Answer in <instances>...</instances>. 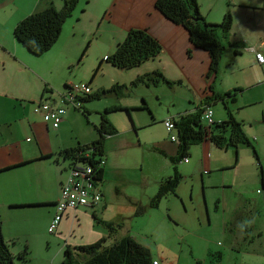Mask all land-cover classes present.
<instances>
[{
    "label": "crops",
    "instance_id": "1",
    "mask_svg": "<svg viewBox=\"0 0 264 264\" xmlns=\"http://www.w3.org/2000/svg\"><path fill=\"white\" fill-rule=\"evenodd\" d=\"M62 2V0H21L20 2L0 0V29L4 30L5 34V36L0 35V220L4 241L12 245L13 249L9 248V250L13 255L20 252L16 249L17 245H22V249L24 247L31 249L40 243L37 241L29 243L31 239L48 233V226L55 212L54 203L59 197L61 184L65 181V176L62 175L65 172V163H69L63 160L59 155L60 152L74 148L78 144H90L89 141L81 143L78 137L73 138L72 134H66L64 128L71 119V107L63 104L60 99L67 85L73 81V78L69 77L71 74L69 68L76 64L77 51L73 45L77 35L86 36L96 26V32L102 43L98 42L100 48L93 50L96 53L95 58H87V66L91 64L95 66L98 62V66H108L118 71L120 70L106 62V58L114 53L129 30H145L155 38L161 45V53L155 59L125 71L135 70L133 79L158 71L170 82L175 83L174 85L185 89L182 100L185 99L188 106L176 111L168 109L163 121L169 118L176 120L181 114L195 112L205 98L212 97L215 93L223 95L240 88L242 91L238 94L241 95L247 91V87L264 79V64L257 63L254 57L255 51L264 55V0H197L200 13L208 23H220L228 8L232 14L229 37L224 41L225 49L214 73H209V54L194 47L189 40L188 32L166 19L155 8V0H87L86 7L81 9V14L72 20L74 12L72 13L65 21L57 42L39 57L30 54L14 37L12 42L9 41L14 27L23 18L49 6L60 10ZM213 9L219 10V13L212 15ZM89 20H94L92 26L88 25L89 30L83 29L87 27L85 23ZM245 54L249 56L242 61ZM79 66L75 72L73 71L74 78ZM227 72L237 77L231 85L222 78L223 74L225 78L227 77ZM82 80L89 86L91 94L102 90L101 87L92 88V79ZM120 82L117 81L115 84H127L126 81ZM129 90L119 98L127 97ZM261 94L262 92L259 96L264 95ZM239 95L236 96L237 107L241 110L249 109L252 105L240 103L243 97L240 98ZM39 102L64 106L66 112L61 123L58 125L45 123L40 114L34 113L33 108ZM142 103L147 107L145 102ZM217 104L221 105L220 111L214 109ZM190 105L192 108L189 107ZM142 106L138 109L146 110ZM210 108L213 111L214 122L227 119L221 102L211 104ZM233 115L243 123V131L255 151L257 150L256 153L262 155L264 115L260 114L258 117L252 112H244L241 115L233 113ZM135 120L147 124V121L141 120L140 117H135ZM251 120L256 124L248 125ZM257 126L259 127L255 128ZM257 132L258 137H252ZM96 139L97 137L94 140ZM148 144L152 147L150 150H154V152L148 150L149 153H154L155 158H159V161L165 165V172L166 168H169L173 174L169 158L177 156V143L163 140ZM199 145L207 149L202 160L196 161L190 170L184 168L179 171L178 167L177 170L182 180L186 179L187 175L191 176L197 172L200 175L198 179L201 182L203 201L201 219L198 218L200 225L203 222L209 232L218 233L220 236L218 229L213 227V220H219L221 217L223 235L229 231L231 239L241 244L242 242L252 244L260 240L264 242V166L260 163L258 154L257 158L254 157L252 148L245 145H239L237 148H218L210 141H203ZM103 151L105 156L104 145ZM103 158L105 166L102 178L99 180L103 196L101 205L103 217L99 220L116 226L126 217H133L132 209L129 210L128 205L123 204L114 207L108 200H104L107 193L103 188L104 177L110 156ZM184 164L188 165L190 162ZM150 169L157 176L162 172L155 166ZM165 172L157 177L158 186L161 180L172 176L171 173ZM183 172L186 175H183ZM190 179L193 182L194 178ZM176 191L175 196H177ZM131 199L137 201V197ZM101 202L102 197L101 201L91 208L78 207L63 214L54 233H57L59 239L65 240L64 246L88 245L108 236L107 229L97 224L94 216L90 217L91 221L89 220L85 229L80 228L78 220L88 215V209H93ZM213 206L214 212L211 210ZM111 209L114 213H111ZM43 212L44 216H42ZM227 219H230V222H227ZM75 222H77L76 226ZM37 226H40V230L35 229ZM98 227L103 230H98ZM232 228L240 233L239 238L235 231L232 232ZM124 236L132 237L118 230L109 237L107 243L110 244ZM218 256L220 258V253Z\"/></svg>",
    "mask_w": 264,
    "mask_h": 264
},
{
    "label": "rangeland",
    "instance_id": "2",
    "mask_svg": "<svg viewBox=\"0 0 264 264\" xmlns=\"http://www.w3.org/2000/svg\"><path fill=\"white\" fill-rule=\"evenodd\" d=\"M20 1L18 0V2ZM86 4L87 0H79L72 20H75L81 14V9L86 7ZM217 13H219V10L213 9L211 14L215 15ZM93 21H87L85 23L87 27L83 29L89 30L88 25L92 26L91 23ZM96 29L95 26L88 35H77L75 38L76 41L73 47L77 51V56L76 64L69 68L71 73L69 77L73 78L70 83L87 84L82 79H87V81L92 79V88L101 87L106 90L110 89L117 81H126L127 84L125 85L130 87V83L134 81L133 74H135V70L125 71L119 69L120 71H118L108 66H98V62L95 66H92V64L87 66V58H95L96 53L93 50L100 48L98 47L100 46L98 42L101 41ZM12 33L13 31L10 35L11 39L8 38L10 42L13 39ZM0 35L5 36L4 30L0 29ZM248 56V54H245L242 61H245ZM78 66L79 69L74 78V72ZM226 76L225 78V74H223L222 78L229 81L230 85L237 78L231 75L230 72H227ZM263 80L247 87V91L238 96L240 98L243 97L240 103L252 106L247 110H241L240 107H237V103L232 104L230 107L235 115L237 113L241 115L244 112H252L258 117L260 114L264 115V95L259 96L260 92L264 94ZM129 89L128 96L122 99L116 98L114 95H107L100 100L85 103L84 108L88 113L87 119L78 110L71 108V119L64 128L66 134H72L73 138L78 137L82 141L81 143L85 141L91 143L97 137L94 127L98 126L100 115H105L115 126L118 133L115 136L106 137L104 140L105 156H110V161L106 167L103 185L107 192L104 200H108L111 206L114 205V207L122 204L129 205L133 197H137V201L139 200L141 204L146 205L149 199L155 195L158 188L157 177L165 172V165L159 161V158H155L154 153H149L150 151L154 152V150H150L152 147L148 143L152 141H168L169 136L162 123L168 113V109L169 111H176L188 106L187 101L185 99L182 100L184 92H186L185 89L177 85L168 86L160 82L157 85L150 86L140 84ZM142 102L147 104L148 110L138 109L143 105ZM110 107H118L120 110L106 114L105 110L110 109ZM189 107L192 108L191 105ZM126 109L130 110V118L125 111ZM214 109L220 111L221 105H215ZM151 115L153 119H151ZM135 117L146 120L147 124L135 120ZM252 122L254 120H251L248 125L253 126ZM132 126L136 128V133ZM71 130L72 132H70ZM258 135L259 133L257 132L252 137L257 138ZM206 152L207 149L203 145L190 147L188 151V162L190 164L187 165L184 162H180L177 165L178 170L180 171L184 168L190 170L196 161L202 160ZM257 154L260 163H263L262 165L264 166V150L262 155ZM65 165V172H62V175L65 176L66 180L69 174V163H65ZM149 166H155L162 172L157 176ZM167 172L172 174V170H169V168H166L165 173ZM183 175L186 174L184 173ZM199 177L198 172L191 176L187 175V178L183 179L179 184V188L176 191L177 196L168 195L160 202L158 208L147 209L140 217H126L122 221V228L119 231L128 233L132 238L134 237L133 239L148 248L152 257L165 264H217L216 262L219 260L220 264H264V242L262 240L252 244H244L241 241V244L231 239L229 231H226L223 235L220 224L221 217H219V220H213V227L218 229L220 236H218V233L209 232L203 222L200 225L198 218L201 219L200 212H202L203 201ZM190 178H194L193 182ZM191 194L192 197H190ZM102 203L103 196L102 202L98 206L91 210L88 209L87 216L78 218L81 229L88 227L87 224H89V220L91 221L90 217L95 216L98 219L103 217ZM195 207H197V210H195ZM211 210L214 212V206ZM44 212L42 216H44ZM111 213H114L113 209H111ZM114 219L118 220L115 217ZM226 221L230 222V219ZM76 224L77 222L74 223L75 226ZM215 224L219 227L216 228ZM35 229L40 230V226ZM98 230L103 229L98 227ZM106 231L108 235L109 232L108 230ZM234 231L235 229L232 228V232ZM235 234L239 238L240 233L237 230ZM33 241L40 243L31 249L28 248L29 260L27 264H61L62 247L65 240L59 239L57 233L40 234L38 237L31 239L29 243ZM8 247L13 249L10 243ZM16 249L21 252L22 245H17ZM219 253L220 258L218 256Z\"/></svg>",
    "mask_w": 264,
    "mask_h": 264
},
{
    "label": "trees",
    "instance_id": "3",
    "mask_svg": "<svg viewBox=\"0 0 264 264\" xmlns=\"http://www.w3.org/2000/svg\"><path fill=\"white\" fill-rule=\"evenodd\" d=\"M62 1L63 5L60 10L49 6L42 11L34 12L26 16L14 27L12 33L14 39L30 54L37 57L43 55L59 39L65 21L71 17L79 2V0ZM155 8L166 19L183 27L188 32L189 40L194 47L202 49L209 54V73L216 72L225 49L224 41L228 39L232 26L230 8L226 10L221 22L218 24H211L205 21L199 12L197 0H155ZM161 51L162 48L159 42L148 34L147 31L131 29L127 32L124 40L118 44L114 53L106 58V62L117 69L128 70L155 59ZM256 52H254V57ZM160 82L168 86L175 84L166 79L160 72L153 71L136 77L130 83V87L114 84L110 89H102L90 94L82 100V103L100 100L107 95H114L117 98L123 97L129 88L136 87L140 84L144 86L157 85ZM210 89H212V86ZM241 91L242 89L235 88L223 95L215 93L212 97L205 98L195 112L181 114L174 120L178 143L177 156L169 158L173 174L171 177L159 182L155 195L149 199L146 205L141 204L139 201H130V205L127 208L129 210L132 209L131 216L140 217L147 209L158 208L160 202L168 195L175 194L176 188L182 180V176L177 170V165L181 160L188 157V151L191 146L199 145L203 141H210L218 148H237L239 145H245L252 148L253 155L257 158L254 147L243 131V123L234 117L230 107L236 103V96ZM217 102L223 104L227 119L221 122H214L209 127V130H206L201 120L203 107L211 106V104ZM142 107L148 110L144 103ZM118 110H120L118 107H110V109L105 110V113L107 114ZM78 111L87 119L88 113L85 108ZM125 111L129 116L130 110L126 109ZM151 119H153L152 115ZM133 129L134 131L136 130L135 127ZM94 130L97 134L96 140L90 144H78L74 148L63 150L59 155L62 156L63 160L71 161L75 160L76 156L80 153L94 150L95 152L91 153L89 159L85 160L81 158L80 161L89 163L94 169V179L100 180L104 168L97 171L95 168L96 161L94 159L104 157L103 145L105 138L107 136H114L118 132L103 114L100 115V122L98 126L94 127ZM159 153L163 154L161 151ZM55 205L56 202L54 203V210ZM94 219L97 224H101L108 230V236L102 237L98 241L88 245L74 247L65 245L61 264H151L152 260H154L148 248L130 236L121 237L110 244L107 243L109 237H112L114 233L122 228V222L114 226V224H108L99 220L97 217ZM28 257L29 251L26 247L16 255L10 252L2 235L0 220V264H27ZM16 261L18 262L16 263ZM217 264L220 263L217 261Z\"/></svg>",
    "mask_w": 264,
    "mask_h": 264
},
{
    "label": "built area",
    "instance_id": "4",
    "mask_svg": "<svg viewBox=\"0 0 264 264\" xmlns=\"http://www.w3.org/2000/svg\"><path fill=\"white\" fill-rule=\"evenodd\" d=\"M257 63L264 64V55L260 52L255 53ZM91 94L89 86L84 83L67 85L65 91L60 95L63 104L73 108L74 110H81L83 108L82 100ZM33 112L40 114L45 123H52L58 125L63 120L65 115V107L59 106L50 102H39L34 108ZM201 120L206 130L214 123L213 111L210 106H204L201 115ZM174 119H165L163 126L169 136V140L173 143H178L177 132L175 128ZM94 150H89L85 153H80L75 160L69 161V174L66 180L61 184L59 197L55 205V214L51 220L48 232L53 233L63 214L68 210H76L78 207L91 208L101 201L102 193L99 185V180L94 179V169L86 161H80L81 158L89 159ZM95 168L98 171L105 166V159L98 157ZM185 163L188 159L183 160ZM151 264H163L159 260H152Z\"/></svg>",
    "mask_w": 264,
    "mask_h": 264
},
{
    "label": "water",
    "instance_id": "5",
    "mask_svg": "<svg viewBox=\"0 0 264 264\" xmlns=\"http://www.w3.org/2000/svg\"><path fill=\"white\" fill-rule=\"evenodd\" d=\"M253 124H256L255 122H252Z\"/></svg>",
    "mask_w": 264,
    "mask_h": 264
}]
</instances>
